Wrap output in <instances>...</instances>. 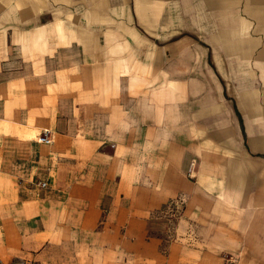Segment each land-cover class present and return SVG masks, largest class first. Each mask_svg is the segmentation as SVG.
<instances>
[{
    "label": "crops",
    "instance_id": "obj_1",
    "mask_svg": "<svg viewBox=\"0 0 264 264\" xmlns=\"http://www.w3.org/2000/svg\"><path fill=\"white\" fill-rule=\"evenodd\" d=\"M220 250L264 262V0H0V264Z\"/></svg>",
    "mask_w": 264,
    "mask_h": 264
},
{
    "label": "rangeland",
    "instance_id": "obj_2",
    "mask_svg": "<svg viewBox=\"0 0 264 264\" xmlns=\"http://www.w3.org/2000/svg\"><path fill=\"white\" fill-rule=\"evenodd\" d=\"M39 137V134H38ZM186 164L184 165V169H186ZM165 207V210L169 213H171L172 218H176V215L179 213V211L182 208V201L181 200H172L170 203H168ZM219 254L218 257L220 261L215 262L214 260L211 261V264H256V262L252 261H242L239 258V255L234 253L233 251L229 250H220L217 252ZM245 256V255H243ZM258 264H264V262H257ZM15 264H31L29 261L23 262V259L18 258L15 260Z\"/></svg>",
    "mask_w": 264,
    "mask_h": 264
},
{
    "label": "built area",
    "instance_id": "obj_3",
    "mask_svg": "<svg viewBox=\"0 0 264 264\" xmlns=\"http://www.w3.org/2000/svg\"><path fill=\"white\" fill-rule=\"evenodd\" d=\"M39 140L45 143L51 142V136H50V129L47 127L42 128V130L39 133ZM41 184H45V182H41Z\"/></svg>",
    "mask_w": 264,
    "mask_h": 264
}]
</instances>
